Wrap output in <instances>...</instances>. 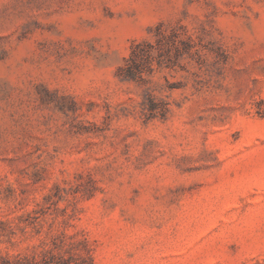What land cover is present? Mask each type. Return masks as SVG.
Masks as SVG:
<instances>
[{
  "label": "rangeland",
  "instance_id": "1",
  "mask_svg": "<svg viewBox=\"0 0 264 264\" xmlns=\"http://www.w3.org/2000/svg\"><path fill=\"white\" fill-rule=\"evenodd\" d=\"M158 27L190 53L123 80ZM52 239L92 264H264V0H0V258Z\"/></svg>",
  "mask_w": 264,
  "mask_h": 264
},
{
  "label": "trees",
  "instance_id": "2",
  "mask_svg": "<svg viewBox=\"0 0 264 264\" xmlns=\"http://www.w3.org/2000/svg\"><path fill=\"white\" fill-rule=\"evenodd\" d=\"M179 29L166 33L158 27L154 34L155 43L149 41L134 42L130 48L129 56L119 69V76L123 80L145 83V75L152 71V66L175 65L179 58L190 53L192 48L188 40L181 37ZM167 50L173 49L171 58ZM169 102L166 98H156L149 90L144 93L141 110L145 119H164L169 112ZM0 264H92V254L86 240L79 242H66L63 239H52L47 248L36 257L21 255L5 256L0 258Z\"/></svg>",
  "mask_w": 264,
  "mask_h": 264
}]
</instances>
